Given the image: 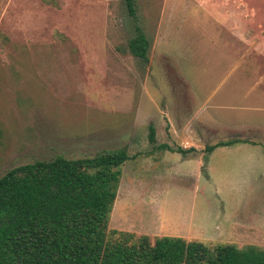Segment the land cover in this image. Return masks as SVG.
I'll list each match as a JSON object with an SVG mask.
<instances>
[{
    "label": "rangeland",
    "instance_id": "374dc122",
    "mask_svg": "<svg viewBox=\"0 0 264 264\" xmlns=\"http://www.w3.org/2000/svg\"><path fill=\"white\" fill-rule=\"evenodd\" d=\"M218 16L245 18L264 43V0H136V17L124 0H0V177L124 149L108 242L177 237L264 250V160L251 166L260 158L207 146L180 152L194 136L177 131V115L211 96L218 106L233 81ZM138 27L148 62L129 52Z\"/></svg>",
    "mask_w": 264,
    "mask_h": 264
},
{
    "label": "trees",
    "instance_id": "16d2710c",
    "mask_svg": "<svg viewBox=\"0 0 264 264\" xmlns=\"http://www.w3.org/2000/svg\"><path fill=\"white\" fill-rule=\"evenodd\" d=\"M124 2L136 17V0ZM149 50L138 27L129 52L148 62ZM149 139L157 142L153 127ZM244 142L234 139L206 151ZM129 159L124 149L85 160L57 157L0 177V264H264V250L256 246L212 249L177 237H158L152 244L147 236L132 245L108 242L120 167Z\"/></svg>",
    "mask_w": 264,
    "mask_h": 264
},
{
    "label": "crops",
    "instance_id": "0c3cea01",
    "mask_svg": "<svg viewBox=\"0 0 264 264\" xmlns=\"http://www.w3.org/2000/svg\"><path fill=\"white\" fill-rule=\"evenodd\" d=\"M218 17L214 22L219 28L226 30L228 39L231 40L228 60L232 68L225 75L233 79L229 95L220 98L218 106L211 105V96L194 114L184 117L177 115L181 117L178 124L176 116L179 126L177 131L194 136L191 142L185 139L181 148L195 150L199 155L203 154L202 150L206 149V146H215L234 139L244 140V143L218 147L211 155L241 154L244 158H260L254 163L251 161L252 166L260 161L263 163L264 160V150L261 148L264 140V43H260L258 39L254 40L252 27L247 24L245 18L239 17L241 20L237 21L236 16L234 19L229 16L230 20L226 21L221 19V16ZM221 110L233 113L229 117H223L219 113ZM156 141L158 142L157 131ZM209 141L215 143L209 144ZM162 145L166 144L158 142L156 149L162 148ZM167 146L172 148L171 145Z\"/></svg>",
    "mask_w": 264,
    "mask_h": 264
}]
</instances>
